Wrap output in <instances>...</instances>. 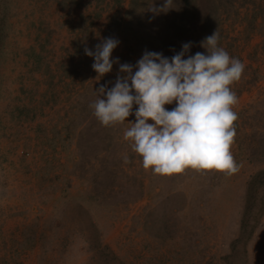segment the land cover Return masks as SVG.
Returning a JSON list of instances; mask_svg holds the SVG:
<instances>
[{"label":"rangeland","instance_id":"374dc122","mask_svg":"<svg viewBox=\"0 0 264 264\" xmlns=\"http://www.w3.org/2000/svg\"><path fill=\"white\" fill-rule=\"evenodd\" d=\"M164 2L0 0V264H264V164L153 174L124 139L129 125L104 127L89 107L126 75L120 64L135 72L145 51L171 59L185 43L184 58L207 54L215 30L247 68L233 90L264 86V0L149 11ZM110 37L119 63L99 79L84 49Z\"/></svg>","mask_w":264,"mask_h":264},{"label":"clouds","instance_id":"9594fccd","mask_svg":"<svg viewBox=\"0 0 264 264\" xmlns=\"http://www.w3.org/2000/svg\"><path fill=\"white\" fill-rule=\"evenodd\" d=\"M173 0L162 7L149 9L155 14L172 8ZM219 32L201 41L206 53L188 55L191 43L171 59L162 53L145 51L135 65L120 64L115 84L101 85L98 98L89 105L104 127L127 123L123 136L133 152L142 158L143 168L153 174L172 175L186 169L215 170L226 175L239 171L231 153L236 136L234 122L239 103L232 86L238 83L246 65L219 46ZM115 38H105L95 51L85 47L94 59L97 78L110 73L112 52L118 46ZM98 79V80H99ZM102 96L106 98H101ZM175 107L171 110L165 105ZM138 106L133 112V106ZM131 115L135 122L127 121ZM153 123H149V121ZM125 164L130 163L127 154Z\"/></svg>","mask_w":264,"mask_h":264},{"label":"bare ground","instance_id":"6f19581e","mask_svg":"<svg viewBox=\"0 0 264 264\" xmlns=\"http://www.w3.org/2000/svg\"><path fill=\"white\" fill-rule=\"evenodd\" d=\"M249 62L251 63V60ZM259 64L264 72V64H262V61ZM254 66H257V64H254ZM236 94L239 103L234 106L233 110L238 113V120L234 123V126L237 131L241 130V132L240 139L235 140L233 143L234 150L232 148L233 146H231V153L237 164L243 162L245 167L254 164H264V146L259 147L261 135L255 131V126L259 124L257 120L259 121L261 118L264 120V86L259 87L255 85L254 91L250 92V94L248 92L242 94L236 92ZM259 109H261V112L258 111ZM250 161L253 163H250ZM237 173L232 175H237ZM6 190L8 196L16 203L14 201L16 200V196L12 192L13 189L8 187ZM10 192H12V195ZM17 195L21 196L22 191L18 190Z\"/></svg>","mask_w":264,"mask_h":264}]
</instances>
